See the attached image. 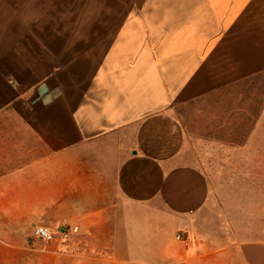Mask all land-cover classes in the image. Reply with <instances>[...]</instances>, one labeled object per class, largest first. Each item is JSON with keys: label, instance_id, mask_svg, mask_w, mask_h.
Masks as SVG:
<instances>
[{"label": "crops", "instance_id": "0c3cea01", "mask_svg": "<svg viewBox=\"0 0 264 264\" xmlns=\"http://www.w3.org/2000/svg\"><path fill=\"white\" fill-rule=\"evenodd\" d=\"M263 82L264 0H0V242L71 225L116 264H254L264 146L192 144L180 110L243 115Z\"/></svg>", "mask_w": 264, "mask_h": 264}, {"label": "rangeland", "instance_id": "374dc122", "mask_svg": "<svg viewBox=\"0 0 264 264\" xmlns=\"http://www.w3.org/2000/svg\"><path fill=\"white\" fill-rule=\"evenodd\" d=\"M236 94L235 92L233 96V92H226L194 102L180 110V117L186 125L192 144L202 147L247 144L264 146V138L250 140L242 138L243 133L258 130V124L254 119L258 118L260 103L264 101V82L254 88V97L248 99L247 106L244 107V111L248 113L242 115L243 101L239 97L240 112L228 114V103L232 102V98H236ZM231 118H235V121L232 122ZM243 118L246 119L245 122H242ZM200 134L208 137L203 145ZM210 138L214 139L213 143ZM17 247L9 250L0 242V264H116V260L123 259L131 253L112 249L113 235L110 234L83 235L71 243L49 245L36 240L31 234ZM249 253L254 264H264L263 249L251 250Z\"/></svg>", "mask_w": 264, "mask_h": 264}, {"label": "built area", "instance_id": "2783aa9c", "mask_svg": "<svg viewBox=\"0 0 264 264\" xmlns=\"http://www.w3.org/2000/svg\"><path fill=\"white\" fill-rule=\"evenodd\" d=\"M79 233L78 226L63 225L57 229H52L48 226H36L32 236L45 245L49 244H66L75 240ZM176 240L183 241L184 236L179 233L176 235Z\"/></svg>", "mask_w": 264, "mask_h": 264}]
</instances>
